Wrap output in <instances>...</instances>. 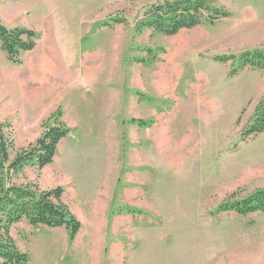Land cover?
I'll use <instances>...</instances> for the list:
<instances>
[{
  "label": "rangeland",
  "instance_id": "rangeland-1",
  "mask_svg": "<svg viewBox=\"0 0 264 264\" xmlns=\"http://www.w3.org/2000/svg\"><path fill=\"white\" fill-rule=\"evenodd\" d=\"M163 1L0 0L5 26L41 34L16 64L0 46L10 157L58 109L69 128L52 163L13 182L63 187L82 224L72 243L64 227L15 224L30 264H264V213L218 210L264 188V131L248 133L264 68L216 59L264 51V0H215L230 17L137 33Z\"/></svg>",
  "mask_w": 264,
  "mask_h": 264
},
{
  "label": "trees",
  "instance_id": "trees-1",
  "mask_svg": "<svg viewBox=\"0 0 264 264\" xmlns=\"http://www.w3.org/2000/svg\"><path fill=\"white\" fill-rule=\"evenodd\" d=\"M231 12L216 4L215 0H164L146 9L143 17L136 23L137 33L145 29L173 36L183 29H192L201 24L214 25ZM109 22H125L123 17ZM106 22V24H109ZM41 34L25 27L8 28L0 20V46L13 63H19L20 53L33 50ZM151 50V49H149ZM150 51V58H155ZM217 60H233L238 67L234 72L249 66L264 68V51H247L238 55L218 56ZM58 109L44 123L42 135L28 147L19 150L14 158L10 150L14 147L11 133L0 125V264H30L29 252L22 250L15 239L12 229L15 224L25 220L33 227H64L72 243L80 232L82 224L62 200L64 189L58 186L41 190L36 184H16L13 178L27 167L40 168L53 162L59 143L69 133ZM7 127V125H6ZM264 131V99L256 108L249 134ZM220 212H234L241 216L264 213V188H258L246 196L222 203Z\"/></svg>",
  "mask_w": 264,
  "mask_h": 264
}]
</instances>
